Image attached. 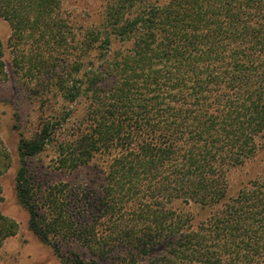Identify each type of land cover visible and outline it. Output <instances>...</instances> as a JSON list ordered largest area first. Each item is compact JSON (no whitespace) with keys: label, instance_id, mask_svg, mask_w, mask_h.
Wrapping results in <instances>:
<instances>
[{"label":"trees","instance_id":"obj_1","mask_svg":"<svg viewBox=\"0 0 264 264\" xmlns=\"http://www.w3.org/2000/svg\"><path fill=\"white\" fill-rule=\"evenodd\" d=\"M118 1L102 37L78 39L60 0H0L15 67L39 79L50 72L65 100L89 105V127L61 146V164L74 170L109 156L110 180L133 197V220L145 224L114 230L117 245L93 235L91 259L74 254L65 264H109L115 253L114 264H261L264 171L234 195L228 173L255 158L264 139V0ZM132 10L137 16L126 17ZM117 43L129 48L113 51ZM4 56L0 41V80ZM52 134L45 126L21 139L15 190L29 230L60 255L28 184L27 160ZM11 167L0 138V178ZM18 230L0 209V252Z\"/></svg>","mask_w":264,"mask_h":264},{"label":"rangeland","instance_id":"obj_2","mask_svg":"<svg viewBox=\"0 0 264 264\" xmlns=\"http://www.w3.org/2000/svg\"><path fill=\"white\" fill-rule=\"evenodd\" d=\"M60 1L63 19L78 39L89 35L102 37V26L107 19L108 8L119 2ZM138 1L141 4L138 2L137 6L141 7L140 5L146 4L148 0ZM136 16L137 12L133 10L126 15L128 18ZM11 37L10 25L0 19V41L5 51L6 71V76L0 80V138L12 158L11 169L0 178L3 188L0 209L19 227L17 235L5 241L0 252V264H65L74 254L88 261L91 255L87 247L91 245L93 235L98 238L111 236L109 242L117 245L119 241L116 235L114 236V230L122 227L128 231H142L145 224L133 220V208L130 204L133 197L126 191L118 193L116 185L110 180L109 156L98 154L89 163L74 170L61 164V159L65 157V154L60 155L63 151L61 146L72 143L75 137L89 127L83 122L89 105L85 99L77 103L65 100L55 87V80H50V72L39 79L27 70L16 68L10 47ZM126 48L129 47L117 43L113 51L125 52ZM95 64V68H98L102 61L96 59ZM45 126L53 128L55 134H52L50 142L41 154L27 160L28 184L41 222L48 231L52 244L60 247V255L56 254L51 246L43 244L29 230V214L19 204L15 190V178L20 168V141L32 140ZM260 144L261 149L255 158L244 166L229 170L230 194H237L263 173L264 139ZM123 203L127 205L124 210L121 209ZM172 204L177 209L190 210L181 201ZM191 210H195L199 217L203 215L195 208ZM75 231H80L78 233H81V236L77 237ZM119 255L111 254L109 264H114L115 257ZM160 256L158 252L152 257ZM149 260L150 258H143L140 264H148ZM261 264H264V259Z\"/></svg>","mask_w":264,"mask_h":264}]
</instances>
